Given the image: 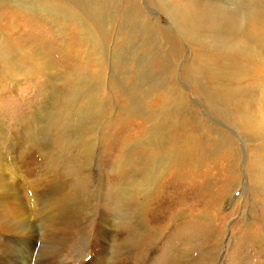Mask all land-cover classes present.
Instances as JSON below:
<instances>
[{
  "label": "rangeland",
  "instance_id": "1",
  "mask_svg": "<svg viewBox=\"0 0 264 264\" xmlns=\"http://www.w3.org/2000/svg\"><path fill=\"white\" fill-rule=\"evenodd\" d=\"M135 1L151 26L123 23L128 5L112 0L106 46L92 58L74 42L77 34L71 38L74 17L30 14L31 6L24 14L29 21L17 38L41 41L20 46L34 59L22 52L25 72L0 83V264H264V186L260 194L248 167L264 137L234 122L241 104L256 112L259 79L236 74L232 55L182 36L159 0ZM136 72L152 73L158 90L144 92V101L136 98ZM180 101L195 116L177 108ZM156 112L169 120L160 134ZM183 123L190 125L178 131ZM217 132L233 143L237 160L219 153L191 171L188 149L200 140L218 146ZM159 139L166 148L156 152ZM235 160L236 181L227 179ZM206 182V196L218 201L202 213L194 194L200 183L210 188Z\"/></svg>",
  "mask_w": 264,
  "mask_h": 264
},
{
  "label": "bare ground",
  "instance_id": "2",
  "mask_svg": "<svg viewBox=\"0 0 264 264\" xmlns=\"http://www.w3.org/2000/svg\"><path fill=\"white\" fill-rule=\"evenodd\" d=\"M33 1L35 2V5H33V3L32 5H27L26 0H0V6H1L0 12H3L5 14L3 15L4 16L3 21L5 20L2 23L3 28L0 27V72H1L0 83L2 82V80L6 79L7 77L16 78L20 76V73L25 72L22 67L23 66L22 64L23 62L21 59L22 52L28 56L27 58L29 61L34 59L33 55L29 51H26L24 49L22 50L20 46L23 47L28 44H32L34 42L39 44L40 43L39 41H41V40L38 41L32 39V36H30V34L17 38V35H19L22 28L21 23L29 21V20H25L26 17H24V14L26 12L28 13L27 9H29L28 8L29 6L32 7V9L29 12L30 14L39 15L41 14L40 12H42L43 16L49 17L51 19H54V17H62V18L74 17V19L78 20V23H76L77 27L75 28V31L74 30L71 31V35H73L71 38H73L74 35L77 34L75 36L77 38L75 39L74 42H76L78 46L83 44V46H81L82 47L81 49H83L84 53L88 57L92 58V56L90 55V53L92 52L99 51L102 53L103 46H106L105 44L107 43L106 42L107 40H105V38L106 35L108 34L107 32L108 22L111 23V19L108 15L109 13L108 7L111 4L112 0H33ZM159 1L163 3L162 4L164 7L163 9L165 10L169 19L176 25L179 33L182 36H184L185 38H189L190 40L201 42L202 47L205 49L206 52L213 54H216L218 52L219 55L220 54L232 55L233 59H236L235 60L236 74L237 71H240L239 76H243V71H247L249 76H251L252 78L255 77L259 79V81L257 79L256 80L259 83V89L262 93L261 95L262 98L257 96L256 97L257 101L252 104L256 112L249 111L247 108H245V105L241 104L242 107L239 109V114L237 116L236 114L234 115V117H236L234 119V122L235 123L238 122L239 126L243 127L244 130H246L247 132L255 133L256 131H259L260 134L264 137V0H231L232 2L236 1L235 6L230 5V3H227L228 8L219 7L220 9L216 8L214 4L216 3V5H218L220 3L222 4L223 1L230 2V0H223V1L221 0L219 1L218 0H159ZM114 2L119 5L120 3L122 4V2H125L128 5L129 10L125 9V14H124V16H126L124 18L125 19L127 18V20H124L123 23H128L129 21H133V20L135 22L137 20L138 21L137 23L142 21H147L148 23V20H144L142 16L143 11L142 10L139 11L140 9H138V6H141L140 2H137L135 0H114ZM103 7L105 9H101ZM234 7H237L236 8L237 11L235 13L232 10V8ZM33 17L35 16H32V18ZM35 18L38 19L37 17ZM56 21L58 20H53L52 22L54 28H58L59 26H61L62 28L66 29V27L62 23L60 25L59 22ZM17 22H20V25H18ZM26 26H28V24H26ZM147 26L150 27L151 24L148 23ZM127 34L130 37L135 38L133 35H131L130 29L127 31ZM78 35H81V37H79ZM48 38L49 37H46V39ZM135 43L138 46L139 41L137 38ZM51 44L58 45L57 42H52ZM139 46L144 48L142 45ZM52 52L55 53L57 51H52ZM90 58H88V61ZM258 68H260V71L257 72H259L260 74L255 73ZM230 69H231L230 65L226 64L225 72H227V70ZM208 70L210 74L213 76H215V74L220 73V71L214 69V67L212 68L208 67ZM197 72L200 75V70H197ZM230 74L231 76H233L232 77L233 79H236V77L238 76V75L234 76L232 75V73ZM199 75L196 76L199 77ZM152 76L153 75L150 72L135 73L136 83L134 82L133 86L140 85L143 87V88L141 87L139 89L138 88L135 89L136 91L134 90L135 93L141 92L137 96L135 95L137 99L141 95L142 101L146 100V98L144 99V97H146L144 92L148 93V95L151 94L153 96L155 93L158 92L157 88H155L154 86L155 81H152ZM156 84L158 83L156 82ZM225 92L227 96L228 94L229 96L232 95V91L230 88H227ZM170 94H172L171 91L164 96V98L168 96L165 104H170V102L172 101V96ZM203 101H212V100H203ZM178 106L186 108L187 111L192 112L188 114L194 115L195 113V110H193L190 107V105L186 103V101L184 102L180 101L176 105V107L178 108ZM165 107L168 108V106ZM93 109L94 108L92 102H89L87 108V111L89 110V115L93 113ZM177 112H179L180 114L179 110ZM158 113L159 112H156L159 118L160 116L158 115ZM166 115L167 114H164L163 116L161 115L160 119L159 120L157 119L158 121H156L155 126L152 125L155 133L160 134L163 129V126L166 125V122L169 123V120L166 117ZM184 124L185 123L182 124L183 126L181 125L178 131L184 130L186 126L190 125V124L188 125L187 123L185 125ZM217 135L219 136V139L217 140L218 146H216V144H212V146H209L207 145V143L200 140L196 148L188 149L186 161L189 162L191 171L202 165L207 160V158L211 160L213 155L219 156V153H224L225 157L228 158L229 160L233 158H236L237 160L238 152L237 149L234 147L233 143L229 139H226L224 136L219 134L218 132ZM162 142H163L162 139H159L157 142H155L156 152H161L165 150L166 145L164 144V142L163 143ZM256 147L258 152L250 157L248 162V167L254 170L253 175L257 174L255 188L256 190H259L260 193L261 190L264 191V187H261V183H263L262 186H264V182H263L264 167L262 165V162L264 161V145L262 142H259L256 144ZM220 156L222 157V154ZM238 165L239 164L236 161V172L233 170V166L230 165V167L228 168L229 172L227 179L230 180L236 179ZM208 172L209 173L205 175L206 180L209 179L210 171ZM233 182L234 181L229 182L230 186H233L232 184ZM192 183L193 182H191L190 184L193 185L194 189L196 190L197 183L194 184ZM200 186L201 187L199 189V192H195L197 194H194L196 196H201L199 203L195 204L198 205L197 207L199 209H196V207L194 209L202 210L203 213L208 208L214 207L212 201L213 200L216 201L218 197L206 196L205 194L206 192H211V184L209 185L210 188L208 187V185L204 183L203 185L200 183ZM216 186L218 187L219 185L216 184ZM260 187L262 188L261 190ZM216 191L220 192V188H217L215 192ZM218 194L221 195L220 193ZM213 195L215 196V194ZM222 198L220 199V201L222 200ZM173 211L168 212V214L172 213Z\"/></svg>",
  "mask_w": 264,
  "mask_h": 264
}]
</instances>
